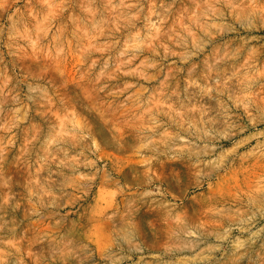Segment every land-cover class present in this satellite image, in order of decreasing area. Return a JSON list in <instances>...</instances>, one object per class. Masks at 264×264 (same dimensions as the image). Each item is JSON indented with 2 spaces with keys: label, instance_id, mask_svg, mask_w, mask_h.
Returning <instances> with one entry per match:
<instances>
[{
  "label": "rangeland",
  "instance_id": "374dc122",
  "mask_svg": "<svg viewBox=\"0 0 264 264\" xmlns=\"http://www.w3.org/2000/svg\"><path fill=\"white\" fill-rule=\"evenodd\" d=\"M0 264H264V0H0Z\"/></svg>",
  "mask_w": 264,
  "mask_h": 264
}]
</instances>
